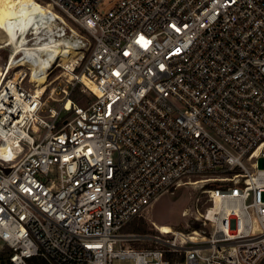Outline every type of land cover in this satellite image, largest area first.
I'll use <instances>...</instances> for the list:
<instances>
[{"label":"built area","instance_id":"1","mask_svg":"<svg viewBox=\"0 0 264 264\" xmlns=\"http://www.w3.org/2000/svg\"><path fill=\"white\" fill-rule=\"evenodd\" d=\"M35 1L49 13L28 20V43L77 39L80 54L72 68L54 64L68 85L45 119L49 81L39 92L21 62L37 57L13 56L0 40V240L10 262L259 264L264 0H119L105 14L103 0ZM37 23L53 33L39 40ZM26 26L14 25L16 40ZM73 81L93 96L86 106L73 102ZM205 181L203 210L182 212L198 229L143 227L160 195Z\"/></svg>","mask_w":264,"mask_h":264},{"label":"bare ground","instance_id":"2","mask_svg":"<svg viewBox=\"0 0 264 264\" xmlns=\"http://www.w3.org/2000/svg\"><path fill=\"white\" fill-rule=\"evenodd\" d=\"M48 13L49 11L44 10L37 2L27 6L23 0H0V31L5 35V38L7 37L10 40L11 44H14L15 53L13 56L23 50L25 56H32L34 54L37 57L32 64H27L25 58L21 62L24 65H31L32 81L37 82V89L42 93L46 90L45 85L48 82V77L54 68V64L59 61L62 65L72 68L71 63L80 54L77 48V39L72 41L70 38L51 37L47 41H42L43 43H28L24 35L28 29V25H32L33 23H29L28 20L37 14L48 15ZM20 22H25L27 26L22 30L21 38L16 40L14 25ZM47 25V23L33 25L35 34L38 35L39 40H41L44 32L53 33V29L44 30ZM43 54H46V56ZM13 56L11 59H13ZM62 57H65V59L62 60ZM82 81L97 93L96 86L88 78L82 77ZM67 106L69 107L70 103H67ZM159 229L163 233H171L174 231L168 225H159Z\"/></svg>","mask_w":264,"mask_h":264},{"label":"rangeland","instance_id":"3","mask_svg":"<svg viewBox=\"0 0 264 264\" xmlns=\"http://www.w3.org/2000/svg\"><path fill=\"white\" fill-rule=\"evenodd\" d=\"M23 1L27 6L36 3L34 2V0H23ZM118 1L119 0H103L99 6L100 12L102 14H105ZM4 38L5 35L0 31V40H3ZM90 50L91 47L89 48V51ZM89 51L87 52V54L89 53ZM0 56H2L5 60L6 56H3L2 54H0ZM64 59L65 57H62V60ZM62 72H63L62 68L54 67L49 74L48 77L49 87L44 95V101L47 104V108L42 113V116L45 119H49L48 107L59 109L61 103L65 98L63 93L60 92L61 89L68 84L65 81H61V79H56L59 76V74H61ZM73 84L75 85L73 91H76L78 89H80L81 91V83H77L76 81H73ZM53 88H55V92L51 95V98L54 97L55 99L58 100H54L50 98V92L53 90ZM83 94L85 97L82 105L86 106L88 103H90L93 100V98L90 97V95H87L86 93ZM258 166L259 168H264V158H260L258 160ZM219 176L222 175H214V174L207 175L205 176V178L206 177L214 178ZM192 179H201V177L193 176ZM212 185H213L212 182L205 181V183H200L197 186H182L178 188L173 194L169 192L163 193L157 198V200L154 201L152 206L147 209L146 218H145L146 223L142 222L143 227L145 228L147 226H152L157 230H160L159 225H168L170 228L173 229L175 228L177 230L186 232L189 231V229L187 228L189 224L191 225V227H196L198 229L200 225L197 224L194 221V219L183 217L182 212L185 210L187 211V210H195V209L200 210L201 212L205 206V201H206L205 190H207ZM3 250L7 254L8 250L6 251L5 244L0 240V252Z\"/></svg>","mask_w":264,"mask_h":264},{"label":"trees","instance_id":"4","mask_svg":"<svg viewBox=\"0 0 264 264\" xmlns=\"http://www.w3.org/2000/svg\"><path fill=\"white\" fill-rule=\"evenodd\" d=\"M81 91H80V89L73 91L71 98H72L74 103L83 106L82 104L84 102L85 96L83 94L84 92L83 91L81 92ZM90 97L93 98V96H90ZM5 249H6V251L8 250L7 254L5 253L4 250L0 252V264H12L9 260V254L11 251L8 247H5ZM8 252H9V254H8ZM29 264H47V262L44 261L43 259L35 258V259H32ZM260 264H264V259L262 260V262Z\"/></svg>","mask_w":264,"mask_h":264},{"label":"water","instance_id":"5","mask_svg":"<svg viewBox=\"0 0 264 264\" xmlns=\"http://www.w3.org/2000/svg\"><path fill=\"white\" fill-rule=\"evenodd\" d=\"M76 1L80 2L81 0H76Z\"/></svg>","mask_w":264,"mask_h":264}]
</instances>
